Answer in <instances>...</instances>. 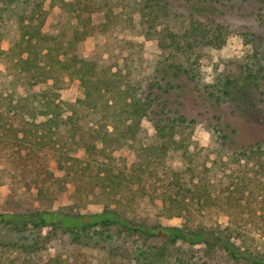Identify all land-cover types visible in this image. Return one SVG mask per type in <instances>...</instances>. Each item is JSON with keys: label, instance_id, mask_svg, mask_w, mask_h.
<instances>
[{"label": "rangeland", "instance_id": "374dc122", "mask_svg": "<svg viewBox=\"0 0 264 264\" xmlns=\"http://www.w3.org/2000/svg\"><path fill=\"white\" fill-rule=\"evenodd\" d=\"M68 1L85 4L97 25L111 19L115 40H125L128 45L132 42L130 48L143 62L136 65L147 68L150 79L152 68L159 64L162 84L172 87L164 99L172 102L169 106L181 108L187 119L174 134L178 143L164 137L168 144L165 157L160 150L154 151L160 143L154 114V120H142L143 144L112 140L87 152L84 121L68 120L69 104L85 96L80 79L60 72L58 88L52 90L62 101L63 119L56 121L60 124L55 134L57 147L35 146L16 137L25 121L12 114L8 103L13 95L14 101L27 94L35 99L33 96L47 90L53 79L33 85L27 75L6 73L0 85V213L60 209L77 214L110 208L164 225L183 226L194 219L197 226L224 233L243 232L235 235L240 236L238 243L243 249L263 253L264 149L252 152L248 148L264 143V0H166L167 5L157 14L139 0ZM43 4L48 11L44 30H48L59 19L61 0H44ZM200 26L207 37L195 29ZM13 33L0 40L2 48H10ZM85 46L88 50L96 47L94 35L87 37ZM127 54L128 50H121L120 56ZM119 62L125 69V60L119 57ZM0 69L6 72L2 58ZM40 100L38 96L36 102ZM46 120L40 115L36 123ZM194 185L199 187L193 198ZM258 187L263 191L254 201L252 192ZM232 191L238 203L230 207L225 198ZM208 192L216 199L213 208L202 206ZM170 195L188 198V209L172 206L169 211L168 206L175 205L167 202ZM133 197L145 200L151 212L134 209L129 203ZM113 231L118 228L113 227ZM42 233V241L26 250L23 245L32 244L36 232L30 235L12 225H0V264H47L59 257V264L68 259L72 264L92 259L94 264H114V260L123 264L135 257L132 239L124 234L116 235L120 253L112 258L102 249L111 244L110 239L105 241L94 231L91 239L83 234H64L62 229L46 228ZM150 243L162 241L152 238ZM179 245L183 250L173 246L170 251L194 253L209 264H253L233 259L221 248L213 251L205 244ZM149 257L151 262L157 261Z\"/></svg>", "mask_w": 264, "mask_h": 264}, {"label": "trees", "instance_id": "16d2710c", "mask_svg": "<svg viewBox=\"0 0 264 264\" xmlns=\"http://www.w3.org/2000/svg\"><path fill=\"white\" fill-rule=\"evenodd\" d=\"M43 1L0 0V40L12 32L15 33H13V42L9 49H4L0 45V58L6 65V72L0 69V85L4 81L3 76L8 72L31 77L30 83L33 85L48 83L49 79H53V83L48 84L47 90L33 96L35 99H31L32 95L27 94L14 101L15 96H11L12 99L8 103L10 111L15 117L18 116L19 120L25 121V125L18 134L21 136L16 135V137L35 146L57 147L55 134L60 124L56 121L59 118L63 119L61 118L62 101L58 99V92L55 93L52 90L58 88L60 82L57 73L69 72L80 79L85 96L69 104L71 114L68 120L70 123L74 118L84 121L83 135L86 138H83L87 152L107 146L112 140L136 141L143 144L145 132L141 125L142 120L156 118V136L160 138V143L155 144L154 151L160 150L165 157L168 144L163 140L164 137L169 136L168 141L172 139V143H178L179 140L174 134L187 118L181 108L169 106L172 102L169 103L167 98L164 99V95L169 94L172 87L162 84L159 77V64L157 68H152L154 75L150 79L146 73L147 68L136 65L138 62H143L130 48L133 46L132 42L128 45L125 40H115L116 33L112 20L109 19L100 25L93 23L90 16L92 10H88L85 4L81 5L79 2L77 4L61 0L59 19L51 23L48 30H44L48 11ZM209 1L211 0H197L198 3ZM139 3H142L144 8L147 6L154 8L152 12L155 14L161 12L164 5H167L166 0H139ZM121 10L124 12V8ZM195 29L204 33L203 37H207L203 27ZM90 34L94 35L96 40V47L93 50H88L85 46V41ZM219 37V33L214 35L215 40ZM214 38L210 40L214 41ZM121 50L124 52L128 50L129 54L125 57L120 56ZM119 57L125 60V69L120 65ZM262 68L264 70V66ZM249 70L253 72L254 69L249 68ZM137 72H142L139 77L136 76ZM38 96L42 97L39 103L36 102ZM152 114L155 118H152ZM40 115L47 117L43 124L36 123V118ZM256 144L248 149L252 152L264 149L263 142ZM145 148L146 146H143V149ZM177 162L175 160V164ZM198 187L199 185L195 186L193 190L190 188L193 198L198 193ZM262 191L263 187H258L252 192L251 197L254 201L260 199L258 196ZM234 193V191L230 192L225 198V203L230 207L238 203ZM243 193H245L244 190ZM176 196H169L167 202L174 203L176 206L169 205L167 209L170 211L173 206L187 210L185 201L188 198L178 199ZM242 196L244 199L248 198L245 194ZM214 199L212 193L204 194L202 206L215 207ZM129 203L135 205L134 209L151 212L143 199L133 197ZM189 221L190 223L186 222L183 226L164 225L159 221H141L110 208L97 213L77 214L60 209L33 213H0V225L3 224L4 227L12 225L16 231L20 233L28 231L30 235L36 232L34 242L29 246L23 245V249L26 250L35 248L43 239L42 231L51 228L62 229L64 234L87 235L90 239L92 238L90 234L94 231L105 241L110 239L111 244L102 249L112 258H116L120 253L121 244H116V235L119 237L124 234L132 239L131 245L134 248L135 257L123 264H161L160 262L162 264H209V260H203V256L189 254L187 251L177 253L170 251L173 246L183 250L179 244L188 246L205 244L213 251L221 248L233 259L264 264V252H250L238 243L240 236L236 238L235 235L243 232L224 233L223 230L218 231L216 228L197 226L194 219ZM113 227L118 228V231H113ZM152 238L158 239L159 242L161 240L162 243H150ZM124 240L127 241L123 238ZM126 255L130 257V254ZM149 255L153 259L157 258V263L151 262ZM55 259H50L47 264H53L52 260H55L56 264L61 262L60 257ZM71 262L68 259L63 264H72ZM83 262L80 264L95 263L93 259L83 260ZM114 264L119 263L114 260Z\"/></svg>", "mask_w": 264, "mask_h": 264}]
</instances>
